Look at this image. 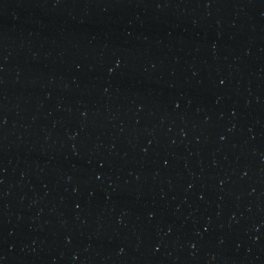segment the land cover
I'll return each instance as SVG.
<instances>
[{
    "label": "water",
    "instance_id": "water-1",
    "mask_svg": "<svg viewBox=\"0 0 264 264\" xmlns=\"http://www.w3.org/2000/svg\"><path fill=\"white\" fill-rule=\"evenodd\" d=\"M0 264H264V0H0Z\"/></svg>",
    "mask_w": 264,
    "mask_h": 264
}]
</instances>
